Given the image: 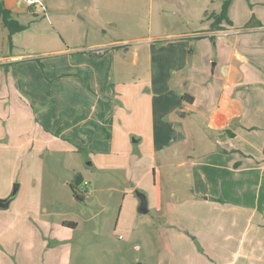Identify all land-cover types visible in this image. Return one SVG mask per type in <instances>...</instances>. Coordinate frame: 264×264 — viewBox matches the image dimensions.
Listing matches in <instances>:
<instances>
[{"label":"crops","instance_id":"0c3cea01","mask_svg":"<svg viewBox=\"0 0 264 264\" xmlns=\"http://www.w3.org/2000/svg\"><path fill=\"white\" fill-rule=\"evenodd\" d=\"M3 1L16 18L34 8L22 6L25 0ZM124 1L132 12L143 3ZM197 1L162 0L161 11L170 3L202 12L201 27L141 39L133 46L131 68L122 63L128 49L118 54L110 42H101L96 45L106 49L97 56L82 47L51 51L41 59L42 70L34 57L14 53L13 43L1 46L8 43V30L0 24V172L23 166L20 156L66 146L87 152L91 171L125 181L122 202L128 198L137 213L136 191L143 192L148 210L140 213L142 222L161 236L168 257L159 260V245L156 252L147 247L146 254L128 259L126 245L115 253L118 264H264V0H231V23L215 27L207 11L219 12L223 0L217 8L214 0ZM184 92L192 96L190 103ZM77 171L83 199H74L85 202L91 181ZM17 184L8 197L18 195ZM96 189L110 191V198L121 192L112 184ZM7 196L0 195V264H70L74 247L64 234L76 230L79 220H67L73 227L44 220L43 229L29 213L17 222L4 212L16 199ZM33 235L36 247L27 244ZM105 246L104 260L91 264L117 263L107 261L114 254ZM134 247L142 252L140 243Z\"/></svg>","mask_w":264,"mask_h":264},{"label":"rangeland","instance_id":"374dc122","mask_svg":"<svg viewBox=\"0 0 264 264\" xmlns=\"http://www.w3.org/2000/svg\"><path fill=\"white\" fill-rule=\"evenodd\" d=\"M104 1L46 0L44 11L40 7H32V12L24 11L17 19L26 25V29L15 34L12 42L13 52L27 55L33 60L35 58L39 65L36 58L41 60L50 57L51 51L57 49L82 47L87 49L86 53L97 56L89 50H94L93 47L99 46L96 45L97 43L110 42L113 45L110 44V46L114 50H118V54L125 51L124 48L128 49L126 62L122 61V63L127 68H131L130 58L133 46L139 45L141 39L197 30L201 27L199 21L204 15L200 11L188 13L187 8L185 10L181 7L175 9L176 7L172 4L171 6L170 3L166 4L164 10L161 11L158 5L162 0H143L141 8L137 12L127 10L124 0H116L119 4L117 7L112 5L108 7ZM189 1L193 4H200L197 0ZM220 1L214 0L212 8H217ZM22 3V6L27 4L26 2ZM33 11L36 12L33 13ZM192 15L199 18L197 20L195 17L189 19L188 17H193ZM207 15V20H211L209 11H207ZM110 19H114L118 23L109 24ZM122 39H126L127 42H113ZM3 45L4 47L7 45L8 48L9 41L8 43L2 42L1 46L3 47ZM118 62L120 60L115 57V64ZM138 67H135L134 70L139 72ZM58 148L61 147L58 146ZM86 153L85 151H73L64 146L58 151L46 149L37 156L33 154L20 156L19 163L21 161L23 166H8L6 172H0V195L7 196L8 193L13 192L14 183H21L18 195L12 196V198L6 197L7 200L16 198L10 210L6 211L8 208L5 209L6 215L17 218L18 222L24 219V214L30 213L31 222L36 226L41 224L43 229H45L44 220L48 224L79 220L76 230L67 229L69 233L64 234L65 243H70L72 244L70 246L74 247L70 264H75L80 260L85 264H91L94 259L103 261L105 245L111 247L114 254L108 257L110 259L107 261L117 262L116 264L119 263V259L115 258L116 251H120L119 247L126 245L128 246L126 252L128 259L139 257L142 253L146 254L147 247L151 249L150 251L156 252L159 245L157 256L159 260L166 259L168 251L163 249L166 247V243L161 241V236L155 233V230H151V227L147 226L146 221L142 222L145 215L137 213L136 206L128 204V198L122 202L123 187L127 188L128 184L125 181L121 182L118 177V179L112 180L106 174L86 168V162L91 160L86 156ZM35 164L39 165L36 169H34ZM78 169L81 170L86 182L91 181V184H88L90 196L85 202L74 199L75 195L71 190V184H76L75 174ZM13 178L14 180H12ZM104 179L107 180L104 181ZM79 183H77L78 186ZM110 184L120 187L121 192H116L110 198L108 197L110 191L96 189L98 186H109ZM82 185L84 184L80 186ZM127 195H133V189ZM82 215L90 218L88 221L82 222L78 218ZM121 219H126L127 224L134 226L135 231L128 232L131 228L122 223ZM40 220L42 221L40 222ZM25 221L27 222V220ZM37 230L40 231L41 237L45 235V232H41L42 229L39 227ZM94 231H100V233L97 234ZM182 231L195 240V237L187 230L182 229ZM31 236L27 244L30 242L33 247L38 246L39 239L35 235ZM51 238L50 233L46 238H43V240L48 239L47 246L50 245ZM136 243L143 246L142 252L136 251L134 247ZM82 249L89 252L82 254L80 252ZM12 260L14 261V259ZM128 264L132 263L128 262Z\"/></svg>","mask_w":264,"mask_h":264},{"label":"trees","instance_id":"16d2710c","mask_svg":"<svg viewBox=\"0 0 264 264\" xmlns=\"http://www.w3.org/2000/svg\"><path fill=\"white\" fill-rule=\"evenodd\" d=\"M230 2L231 0H223L221 9L219 10V12L210 13L211 17L213 18V21H212L213 27L217 26L221 21H226L229 24L231 23V20L228 18V15H227V9H228ZM0 24H2L8 30V41H9L10 46L12 45V41H11L12 35L26 29V25L21 23L16 18V14L11 9L5 6V3L3 0H0ZM211 39H214V38L212 37ZM189 52L191 51L189 50ZM96 55H101V54H96ZM36 60L39 61L40 67L42 68V70H44L45 65L42 63V61L37 58ZM182 98L185 102L190 103L192 101V96L185 92L182 94ZM77 147L79 148V146ZM77 181L78 180H76V182ZM71 190H72V193L76 195L78 199H83V195L79 190L78 184H71ZM263 219H264V212H263ZM63 225L73 227L75 225V222L74 221H64ZM263 226H264V221H263Z\"/></svg>","mask_w":264,"mask_h":264},{"label":"water","instance_id":"95a60500","mask_svg":"<svg viewBox=\"0 0 264 264\" xmlns=\"http://www.w3.org/2000/svg\"><path fill=\"white\" fill-rule=\"evenodd\" d=\"M189 62H190V60H189ZM17 188H18V184L15 183L14 188H13L14 193L17 191ZM136 195L139 198L138 211L140 213H146L148 210V207H147V198H146L145 194L143 192L137 190Z\"/></svg>","mask_w":264,"mask_h":264},{"label":"built area","instance_id":"2783aa9c","mask_svg":"<svg viewBox=\"0 0 264 264\" xmlns=\"http://www.w3.org/2000/svg\"><path fill=\"white\" fill-rule=\"evenodd\" d=\"M25 2L29 6H33L34 8L40 7L42 9H44L42 0H25ZM93 48H95V49L94 50L92 49V50H89V51H91L92 53H95V54H102L105 51V49H106V47H104V46H96V47H93Z\"/></svg>","mask_w":264,"mask_h":264}]
</instances>
